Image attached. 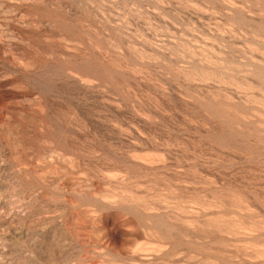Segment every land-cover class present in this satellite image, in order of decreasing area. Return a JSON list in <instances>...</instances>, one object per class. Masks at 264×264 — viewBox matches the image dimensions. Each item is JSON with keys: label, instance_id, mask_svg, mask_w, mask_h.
<instances>
[{"label": "rangeland", "instance_id": "1", "mask_svg": "<svg viewBox=\"0 0 264 264\" xmlns=\"http://www.w3.org/2000/svg\"><path fill=\"white\" fill-rule=\"evenodd\" d=\"M0 264H264V0H0Z\"/></svg>", "mask_w": 264, "mask_h": 264}]
</instances>
